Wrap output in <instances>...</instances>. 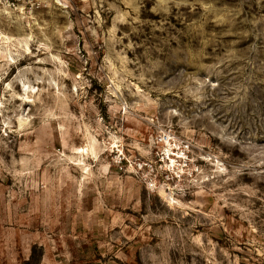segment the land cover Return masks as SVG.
Wrapping results in <instances>:
<instances>
[{"label": "rangeland", "instance_id": "rangeland-1", "mask_svg": "<svg viewBox=\"0 0 264 264\" xmlns=\"http://www.w3.org/2000/svg\"><path fill=\"white\" fill-rule=\"evenodd\" d=\"M35 2L0 14V264H264V0Z\"/></svg>", "mask_w": 264, "mask_h": 264}, {"label": "built area", "instance_id": "built-area-1", "mask_svg": "<svg viewBox=\"0 0 264 264\" xmlns=\"http://www.w3.org/2000/svg\"><path fill=\"white\" fill-rule=\"evenodd\" d=\"M35 1L36 0H0V14L10 17H20V15H24L29 8L34 9L36 6ZM175 149L177 150L176 152H174V149L167 148L164 157L167 161V175L171 176V169L172 171L175 170V178L178 179L182 177V172L188 165L187 154L189 147L186 146V148L182 150L180 147Z\"/></svg>", "mask_w": 264, "mask_h": 264}, {"label": "trees", "instance_id": "trees-1", "mask_svg": "<svg viewBox=\"0 0 264 264\" xmlns=\"http://www.w3.org/2000/svg\"><path fill=\"white\" fill-rule=\"evenodd\" d=\"M40 259L41 257L36 256V247L33 248V252L30 256V258L28 259V261L25 262V264H39L40 263Z\"/></svg>", "mask_w": 264, "mask_h": 264}, {"label": "bare ground", "instance_id": "bare-ground-1", "mask_svg": "<svg viewBox=\"0 0 264 264\" xmlns=\"http://www.w3.org/2000/svg\"><path fill=\"white\" fill-rule=\"evenodd\" d=\"M26 39H30V35H26ZM16 39H14V38H10V37H7V36H5L4 35V38H3V44H10L11 43V41H15ZM26 47H27V50H29V45H28V42H26ZM28 91V90H27ZM26 91V92H27ZM26 92H24V93H26ZM30 93H32V92H30ZM27 94H29V93H27ZM22 101H23V99H22ZM25 102V101H24ZM31 102V101H30ZM29 103V102H28ZM22 125V124H21ZM173 201H174V198H173Z\"/></svg>", "mask_w": 264, "mask_h": 264}]
</instances>
